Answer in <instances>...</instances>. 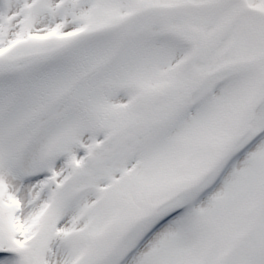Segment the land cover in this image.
<instances>
[{"label": "snow or ice", "instance_id": "1", "mask_svg": "<svg viewBox=\"0 0 264 264\" xmlns=\"http://www.w3.org/2000/svg\"><path fill=\"white\" fill-rule=\"evenodd\" d=\"M0 264H264V0H0Z\"/></svg>", "mask_w": 264, "mask_h": 264}]
</instances>
